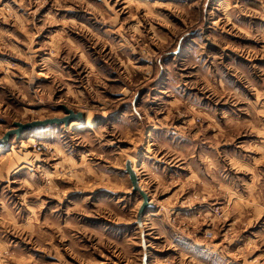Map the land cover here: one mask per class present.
Here are the masks:
<instances>
[{
	"label": "rangeland",
	"instance_id": "rangeland-1",
	"mask_svg": "<svg viewBox=\"0 0 264 264\" xmlns=\"http://www.w3.org/2000/svg\"><path fill=\"white\" fill-rule=\"evenodd\" d=\"M64 108L0 145V264H264V0H0V138Z\"/></svg>",
	"mask_w": 264,
	"mask_h": 264
},
{
	"label": "water",
	"instance_id": "water-1",
	"mask_svg": "<svg viewBox=\"0 0 264 264\" xmlns=\"http://www.w3.org/2000/svg\"><path fill=\"white\" fill-rule=\"evenodd\" d=\"M65 113L67 114L63 118H52L46 119L43 121H33L29 123H14L12 129L8 130L3 134L0 138V145H4L8 142L9 139L14 138L18 139L21 134L32 130L33 128L37 127H46L49 125H64L67 126L72 121H78L82 119V115L80 113H73L71 110L64 108ZM125 173H127L129 180L132 185V191L134 193H139L142 198V206L139 210V215L148 207V198L146 197L143 191H140L137 185V179L135 178L134 173L131 170L130 163L127 162L125 165Z\"/></svg>",
	"mask_w": 264,
	"mask_h": 264
},
{
	"label": "bare ground",
	"instance_id": "bare-ground-1",
	"mask_svg": "<svg viewBox=\"0 0 264 264\" xmlns=\"http://www.w3.org/2000/svg\"><path fill=\"white\" fill-rule=\"evenodd\" d=\"M79 125H80V123H79L78 121H72V123H70V126H79ZM128 161H129V163H130L131 170H132V172L134 173L135 178L137 179V185H138L139 190H140V191H143V192L145 193L146 197L149 198L148 194L143 190V188L141 187V185H140V183H139L138 176H137V174H136L134 168L132 167V161H130V160H128ZM137 193H138V192H137ZM141 200H142V198H141ZM149 203H151V201H150Z\"/></svg>",
	"mask_w": 264,
	"mask_h": 264
},
{
	"label": "crops",
	"instance_id": "crops-1",
	"mask_svg": "<svg viewBox=\"0 0 264 264\" xmlns=\"http://www.w3.org/2000/svg\"><path fill=\"white\" fill-rule=\"evenodd\" d=\"M128 160L132 161V167H133L134 170H135V167H134V160H133V159H128ZM135 172H136V174H137V176H138L137 170H136ZM138 178H139V177H138ZM139 182H140V181H139Z\"/></svg>",
	"mask_w": 264,
	"mask_h": 264
}]
</instances>
